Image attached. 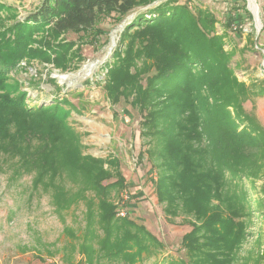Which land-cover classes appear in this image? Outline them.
<instances>
[{
    "label": "trees",
    "instance_id": "16d2710c",
    "mask_svg": "<svg viewBox=\"0 0 264 264\" xmlns=\"http://www.w3.org/2000/svg\"><path fill=\"white\" fill-rule=\"evenodd\" d=\"M140 3L43 0L23 20L0 3V156L17 158L20 169L34 172L36 186L54 190L57 206L85 201L88 223L97 215L104 233L100 255L130 264L142 260L152 245L163 246L145 226L117 217L111 193L125 187V179L116 159L83 155L81 137L69 123L76 108L65 98L29 107L28 92L14 73L25 71L19 66L24 60L68 69L83 60L77 43L65 38L68 33L93 35L94 44L102 34L96 29L102 17L114 12L121 17ZM151 13L131 24L137 35L122 40L127 50L107 65L104 88L113 105L124 99L144 116L141 136L156 141L149 154L160 160L155 189L165 214L194 219L182 238L189 261L167 264H235L252 211L247 191L239 186L243 178L262 180L264 195V127L244 108L251 91L261 88L238 80L231 54L213 34L211 14L167 3ZM64 175L82 186L69 193L57 183ZM80 251L93 264L97 250L83 242ZM253 264H264V251Z\"/></svg>",
    "mask_w": 264,
    "mask_h": 264
},
{
    "label": "rangeland",
    "instance_id": "374dc122",
    "mask_svg": "<svg viewBox=\"0 0 264 264\" xmlns=\"http://www.w3.org/2000/svg\"><path fill=\"white\" fill-rule=\"evenodd\" d=\"M42 2L0 0L16 10L20 20L38 10ZM166 3L212 15L213 34L222 38L225 51L231 54L230 67L238 80L261 88L251 91L253 95L244 108L254 113L258 119L255 120L264 127V0L253 1L255 10L250 0H141L126 15L120 17L114 12L102 17L96 25L102 34L94 44L89 42L93 35L68 33L65 36L68 41L77 43L75 48L79 47L82 61L61 70L50 64L37 61L29 64L24 60L19 66L25 71L20 69L14 73L23 84V90L28 92L29 107L51 105L65 98L76 108L69 123L81 137L83 155L116 159L118 171L125 179V187L111 193L117 217L145 226L163 246L157 249L152 245L150 252L135 264H167L180 259L188 262L182 238L192 229L190 222L194 221L186 215L173 218L165 214V205L158 203L155 189L160 160L158 155L152 158L149 154V149L157 147L156 141L150 136H141L144 116L124 99L113 105L104 88L107 65L116 53L125 54L127 50L128 43L122 40L137 35V29L130 27L131 24L141 15L150 16ZM252 12L259 17L258 35ZM239 16L241 23L236 21ZM137 63L141 65L142 60L138 59ZM34 178V172L19 168L17 158L0 156V264H88L80 251L83 242L97 250L93 264H130L122 258L109 260L100 255L98 247L104 233L97 215L92 225L88 223L85 201L61 208L57 206L60 202L53 199L54 190L36 186ZM116 180L114 177L105 183ZM57 183L69 193L82 186L67 175ZM239 186L247 191L252 211L245 218L247 238L235 255V264H253L264 251V204L259 203L264 201L263 181L243 178ZM88 196L93 193L88 192ZM123 210L126 217L118 215ZM94 232L96 236L90 238ZM85 236L87 241H84Z\"/></svg>",
    "mask_w": 264,
    "mask_h": 264
},
{
    "label": "water",
    "instance_id": "95a60500",
    "mask_svg": "<svg viewBox=\"0 0 264 264\" xmlns=\"http://www.w3.org/2000/svg\"><path fill=\"white\" fill-rule=\"evenodd\" d=\"M253 13V12H252ZM254 15V18H255V21H256V27H257V35L260 33V29L261 27H259L260 25V22H259V17H258V14L256 15L255 13H253ZM259 23V24H258Z\"/></svg>",
    "mask_w": 264,
    "mask_h": 264
},
{
    "label": "built area",
    "instance_id": "2783aa9c",
    "mask_svg": "<svg viewBox=\"0 0 264 264\" xmlns=\"http://www.w3.org/2000/svg\"><path fill=\"white\" fill-rule=\"evenodd\" d=\"M127 198L129 199V196L127 195ZM120 217H126V212L123 210V211H121V212H119V214H118Z\"/></svg>",
    "mask_w": 264,
    "mask_h": 264
},
{
    "label": "bare ground",
    "instance_id": "6f19581e",
    "mask_svg": "<svg viewBox=\"0 0 264 264\" xmlns=\"http://www.w3.org/2000/svg\"><path fill=\"white\" fill-rule=\"evenodd\" d=\"M254 1V0H253ZM253 1L252 0H250V2H251V6L253 7V9L255 10V7H254V4H253ZM256 13V12H255ZM259 24V23H258Z\"/></svg>",
    "mask_w": 264,
    "mask_h": 264
},
{
    "label": "crops",
    "instance_id": "0c3cea01",
    "mask_svg": "<svg viewBox=\"0 0 264 264\" xmlns=\"http://www.w3.org/2000/svg\"><path fill=\"white\" fill-rule=\"evenodd\" d=\"M142 197H140V198H136V200H140Z\"/></svg>",
    "mask_w": 264,
    "mask_h": 264
}]
</instances>
